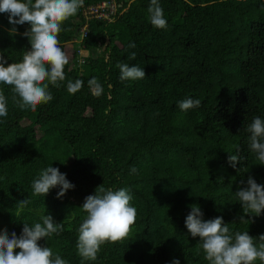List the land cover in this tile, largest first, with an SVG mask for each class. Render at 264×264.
<instances>
[{
    "label": "trees",
    "instance_id": "trees-1",
    "mask_svg": "<svg viewBox=\"0 0 264 264\" xmlns=\"http://www.w3.org/2000/svg\"><path fill=\"white\" fill-rule=\"evenodd\" d=\"M100 1L84 0L62 25L70 29L59 34L69 63L66 80L49 85L50 102L20 110L0 84L8 101L0 117V232L19 236L23 222L51 215L64 231L38 243L82 264L81 206L103 184L129 188L138 214L126 239L104 244L84 264H208L185 226L192 205L204 220L222 217L233 231L264 234V210L245 215L235 196L249 176L264 185L246 131L254 117L264 119V0H159L163 29L149 21L150 0H115L111 12L93 18L88 8ZM29 29L0 13V54L8 63L30 50ZM118 62L144 68L145 78L122 81ZM93 77L103 87L99 97L88 87ZM68 79L82 80V89L69 94ZM186 98L201 106L181 111ZM230 153L241 158L235 167ZM50 165L74 185L59 199V187L32 195L33 179Z\"/></svg>",
    "mask_w": 264,
    "mask_h": 264
},
{
    "label": "clouds",
    "instance_id": "clouds-1",
    "mask_svg": "<svg viewBox=\"0 0 264 264\" xmlns=\"http://www.w3.org/2000/svg\"><path fill=\"white\" fill-rule=\"evenodd\" d=\"M102 3L115 7V0H102L91 5ZM83 6L84 0H0V13L8 14L10 24L30 25V29L23 33L28 38L30 50L24 52L21 61L8 63L0 54V84L11 88L13 103L20 110L35 111L37 106L50 102L53 96L49 85L59 87L66 80L65 66L69 58L60 46L59 34L70 30L62 25L76 16ZM147 12L153 27L163 29L167 26L159 0H150ZM12 31L15 32V29ZM128 47L131 49L136 45L130 43ZM135 57L136 53L131 52L128 59L134 60ZM116 67L122 81L142 80L146 76L144 68L135 64L118 62ZM83 84L80 79H68L66 89L69 94H75ZM88 87L94 96L99 97L103 93V87L96 77L88 81ZM7 104L6 96L0 91V117H7ZM200 106V99L186 98L178 102V107L185 112ZM246 131L249 133V149L264 165V119L254 117ZM240 159L231 153L228 156L232 167ZM136 172L133 166L130 173ZM56 187L60 189L57 193L59 199L74 185L58 168L50 165L40 170L33 179L32 195L44 197ZM235 196L245 215L259 216L264 210V185L258 184L251 176L247 179V186L237 190ZM132 199L129 188L113 190L103 187V184L97 187L94 195L85 198L81 209L86 215L78 227L76 241L82 264L95 261L104 244L120 242L129 236L138 214L131 204ZM28 203L25 199L18 205L24 207ZM240 223L248 224L249 221L241 216ZM185 226L193 238L199 237L198 248L208 264H264V234L252 237L247 231H233L222 217L204 220L198 205L191 206ZM63 231V222L56 223L51 215L41 214L38 222L31 225L23 222L19 236L14 231L10 237L7 230L0 232V264H69L59 252L54 253L51 247H42L38 243ZM172 264H180L179 259Z\"/></svg>",
    "mask_w": 264,
    "mask_h": 264
},
{
    "label": "built area",
    "instance_id": "built-area-1",
    "mask_svg": "<svg viewBox=\"0 0 264 264\" xmlns=\"http://www.w3.org/2000/svg\"><path fill=\"white\" fill-rule=\"evenodd\" d=\"M113 10V5L102 3L101 5H92L88 8V14L92 17H100L102 15H107Z\"/></svg>",
    "mask_w": 264,
    "mask_h": 264
}]
</instances>
